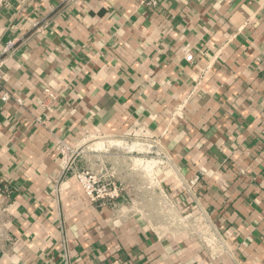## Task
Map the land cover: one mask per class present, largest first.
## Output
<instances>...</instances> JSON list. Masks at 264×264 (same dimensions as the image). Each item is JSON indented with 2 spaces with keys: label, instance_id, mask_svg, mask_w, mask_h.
<instances>
[{
  "label": "crops",
  "instance_id": "0c3cea01",
  "mask_svg": "<svg viewBox=\"0 0 264 264\" xmlns=\"http://www.w3.org/2000/svg\"><path fill=\"white\" fill-rule=\"evenodd\" d=\"M0 57V264H264V0H6ZM88 137L169 159L168 221L89 200Z\"/></svg>",
  "mask_w": 264,
  "mask_h": 264
},
{
  "label": "rangeland",
  "instance_id": "374dc122",
  "mask_svg": "<svg viewBox=\"0 0 264 264\" xmlns=\"http://www.w3.org/2000/svg\"><path fill=\"white\" fill-rule=\"evenodd\" d=\"M103 141L105 140L101 137H88L80 145V151H83L86 157L87 166L85 168L102 179L120 184L123 188L121 200L128 204L133 201L138 203L139 210L143 213H146L144 189L151 186L149 191L152 192L151 196L155 197L153 202H150L151 216L168 221L170 211L167 205L162 204V199H159L162 194L157 185L156 172L165 166L160 158L161 151L157 147L145 146H137L131 150L121 142L108 144L107 141L105 143ZM99 153L102 156L96 157ZM147 154L148 157H145ZM147 180L149 185L145 183Z\"/></svg>",
  "mask_w": 264,
  "mask_h": 264
},
{
  "label": "built area",
  "instance_id": "2783aa9c",
  "mask_svg": "<svg viewBox=\"0 0 264 264\" xmlns=\"http://www.w3.org/2000/svg\"><path fill=\"white\" fill-rule=\"evenodd\" d=\"M142 2L147 5L150 9L154 10L158 6V0H142ZM6 6V0H0V11L2 8ZM13 43H9L6 49V52L12 48ZM189 61L193 59L192 55L187 57ZM3 60L0 57V85L3 81ZM9 98L8 95H4L3 99L7 100ZM59 150L61 152L62 161L65 167H70L72 161L77 158L81 151L80 150H73L72 148L68 147L64 143L59 146ZM162 159V164L165 166L169 162V159L165 156H160ZM71 177L74 178L78 183L81 185L82 189L84 190L86 196L89 198L90 201L93 203H99L103 206L108 205H115L118 203L120 199L123 197V188L120 184L112 181H108L106 179H102L94 174L89 169H71ZM168 199V198H167ZM168 207H174V204L169 201ZM192 218V217H191ZM188 216H185L186 220L191 219Z\"/></svg>",
  "mask_w": 264,
  "mask_h": 264
}]
</instances>
